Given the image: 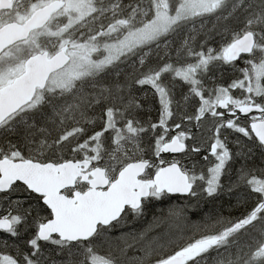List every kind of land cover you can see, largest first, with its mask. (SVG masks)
Instances as JSON below:
<instances>
[{
    "label": "snow or ice",
    "instance_id": "snow-or-ice-1",
    "mask_svg": "<svg viewBox=\"0 0 264 264\" xmlns=\"http://www.w3.org/2000/svg\"><path fill=\"white\" fill-rule=\"evenodd\" d=\"M204 6L95 94L0 107V264H264V0Z\"/></svg>",
    "mask_w": 264,
    "mask_h": 264
},
{
    "label": "rangeland",
    "instance_id": "rangeland-1",
    "mask_svg": "<svg viewBox=\"0 0 264 264\" xmlns=\"http://www.w3.org/2000/svg\"><path fill=\"white\" fill-rule=\"evenodd\" d=\"M205 3L206 0H139V3H136L138 5L133 6L134 11L129 9V6H132L130 3L126 4L123 15H126L129 21L126 17L123 19L125 31L113 27L107 29L99 27V23L91 27L100 18L105 16L113 18L121 12L119 1L68 0L67 9L61 15L62 24L48 28L42 36L49 38V49L53 55L59 51H69L72 63L65 70L55 74L48 84L47 91L67 93L74 89L81 90L84 87L99 85L98 78L101 73L105 75L104 71L111 69L109 73L112 75L113 70L125 69L124 63L130 60L137 49H140L138 58L143 59L153 50L160 49L163 52L167 47L175 48V44H180L184 39L188 26L199 25L204 21L205 30L211 27L212 21L204 6ZM228 3L230 0L226 4ZM224 5L222 4L221 8ZM87 30L94 33L97 30L93 35L101 42V52L95 50L85 52L86 50L78 44L81 41L77 37L81 39ZM36 46L40 45L36 42ZM30 52L28 51L29 54ZM38 97L35 101L37 103L42 100V95ZM147 224L148 219L143 224H138L136 228L143 229ZM165 224L162 223L149 232L148 238L157 235ZM105 252L106 249H100L101 254Z\"/></svg>",
    "mask_w": 264,
    "mask_h": 264
},
{
    "label": "flooded vegetation",
    "instance_id": "flooded-vegetation-1",
    "mask_svg": "<svg viewBox=\"0 0 264 264\" xmlns=\"http://www.w3.org/2000/svg\"><path fill=\"white\" fill-rule=\"evenodd\" d=\"M118 1L121 5V12L116 14L115 17L122 15L124 19L126 17L127 21H129L127 16L123 15L125 5L130 3L132 6H129V9L134 11V7L138 5L136 3H139V0H123V2L122 0H116V2ZM67 3L68 0H0V32H5L0 41V90L10 87L23 76L26 72L27 62L32 57L48 53L49 58H51L56 54L54 53L53 55L50 52L49 38L42 35L48 31V28L62 24L63 18L61 15L67 9ZM52 5L56 6V10L51 14L50 20L42 27L31 30L28 36H26L25 32H13L19 30L20 27L26 26L35 14ZM111 19V17L105 16L97 20L96 24L91 27H95L98 23L99 27H104ZM97 30L95 33L87 30V33L82 35L81 39H79V36L77 39L81 41L88 35L96 34ZM39 38H41V42ZM36 42L40 46H36ZM28 51H31L30 54ZM65 51L70 54L69 51ZM47 89L48 87L44 91L38 90L33 102L23 106V108H33L35 101L39 98L38 96L45 93Z\"/></svg>",
    "mask_w": 264,
    "mask_h": 264
},
{
    "label": "water",
    "instance_id": "water-1",
    "mask_svg": "<svg viewBox=\"0 0 264 264\" xmlns=\"http://www.w3.org/2000/svg\"><path fill=\"white\" fill-rule=\"evenodd\" d=\"M55 10L56 6L54 5L42 10L40 13L35 14L26 26L20 27L19 30L13 32H25L26 36H28L31 30L46 24ZM4 33L0 32V41ZM68 64H70V57L66 52H60L52 58H49L48 53L32 57L27 62L26 72L23 76L10 87L0 90V107L23 108V106L32 103L37 90L44 91L51 76L65 69Z\"/></svg>",
    "mask_w": 264,
    "mask_h": 264
},
{
    "label": "trees",
    "instance_id": "trees-1",
    "mask_svg": "<svg viewBox=\"0 0 264 264\" xmlns=\"http://www.w3.org/2000/svg\"><path fill=\"white\" fill-rule=\"evenodd\" d=\"M228 2V0L224 1L222 0L221 1V5L223 4H226ZM123 16L122 15H118L117 17H114L112 18L108 24H106L104 27H106V29L108 27H113V28H117V29H124L126 31V27H124V25L122 23H124L123 21ZM212 21V20H210ZM190 42V41H189ZM79 45H81L84 50H86L85 52H90L89 50H95L97 52H101L102 50H100L101 48V42L98 41L97 39V36H94V35H88L86 36V38H84L83 40H81L80 43H78ZM179 45V43H176L175 46ZM155 52H162L160 51V49H157V50H153L151 53H155ZM85 54V53H84ZM92 54V53H91ZM95 54V53H94ZM140 54V49H137L133 52L130 60H127L125 63H124V66H125V69H121V76L123 78V75L129 71L132 70V66L134 64V61L136 59H138V55ZM149 55V54H148ZM147 55V56H148ZM147 56H144V58ZM141 59V58H140ZM114 65V64H113ZM115 69V68H114ZM111 70V69H110ZM110 70H105L104 74L103 75L101 73V76H99V85H96V88H94L93 86H88V87H84L82 88L81 90H75L72 91V92H67V93H64L62 91H56V92H48V91H45V93L42 94V100L40 102H38L39 104H42V103H45L46 100L49 98V97H52V98H56L57 100H62V99H69L71 100L73 98L74 95H79V94H95L99 91L102 90V88H105L107 86L108 83H110L112 81V75L109 73ZM114 72L116 70H113ZM96 81V80H95ZM94 81V83H95ZM81 83V82H80ZM93 87V88H92ZM92 88V89H91ZM95 90V91H93ZM82 99L84 100H87L88 99V96L87 95H83L81 97ZM37 102H35L34 104V107L38 104ZM148 219V222L151 221L152 219V215L151 213L149 214V217L147 218ZM167 227L168 225L165 224L162 226L161 230L157 233V234H162L164 233L166 230H167Z\"/></svg>",
    "mask_w": 264,
    "mask_h": 264
}]
</instances>
